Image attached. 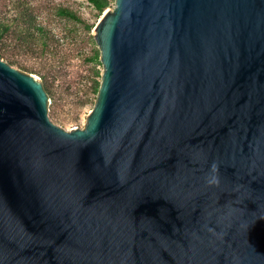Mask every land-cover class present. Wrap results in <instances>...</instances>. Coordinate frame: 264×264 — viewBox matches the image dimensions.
I'll use <instances>...</instances> for the list:
<instances>
[{"label":"water","instance_id":"95a60500","mask_svg":"<svg viewBox=\"0 0 264 264\" xmlns=\"http://www.w3.org/2000/svg\"><path fill=\"white\" fill-rule=\"evenodd\" d=\"M92 34L84 127L0 57V264H264V0H114Z\"/></svg>","mask_w":264,"mask_h":264},{"label":"rangeland","instance_id":"374dc122","mask_svg":"<svg viewBox=\"0 0 264 264\" xmlns=\"http://www.w3.org/2000/svg\"><path fill=\"white\" fill-rule=\"evenodd\" d=\"M38 18L49 25L59 38L57 49L41 58L25 55L18 57L26 64H34L47 72L50 80L55 77L56 95L48 99V116L57 125L66 130L84 127L92 108V101L82 104V100L93 98L90 90L93 80H101L103 70L99 50L87 24L94 23L96 9L88 0H30ZM114 5L111 0L109 6ZM58 6H67L73 10L80 20L58 13ZM17 67V66H16ZM25 71V70H24ZM99 71L96 75L95 72ZM35 74L39 79L40 75Z\"/></svg>","mask_w":264,"mask_h":264},{"label":"trees","instance_id":"16d2710c","mask_svg":"<svg viewBox=\"0 0 264 264\" xmlns=\"http://www.w3.org/2000/svg\"><path fill=\"white\" fill-rule=\"evenodd\" d=\"M88 2L96 9L98 20L111 0H88ZM57 11L61 15L81 19L67 6H58ZM96 21L87 24L86 28L91 30ZM58 39L52 28L38 18L30 0H0V57L13 66L40 75L50 98L56 95V85L53 82L56 78L52 77L50 80L49 75L42 68L24 63L18 55L41 58L57 49ZM98 56L100 52L96 50L93 57L97 59ZM95 74L98 75L99 71ZM100 81L93 80L90 90L94 93V97L83 99L82 104L92 101L93 106Z\"/></svg>","mask_w":264,"mask_h":264},{"label":"clouds","instance_id":"9594fccd","mask_svg":"<svg viewBox=\"0 0 264 264\" xmlns=\"http://www.w3.org/2000/svg\"><path fill=\"white\" fill-rule=\"evenodd\" d=\"M212 171L213 172L216 171V165L215 164H213V166H212ZM207 182L209 184H218L219 183L218 178L215 175L211 176V178H209Z\"/></svg>","mask_w":264,"mask_h":264}]
</instances>
